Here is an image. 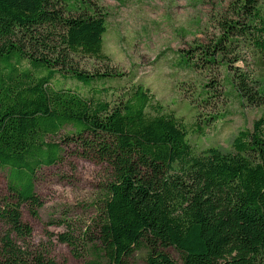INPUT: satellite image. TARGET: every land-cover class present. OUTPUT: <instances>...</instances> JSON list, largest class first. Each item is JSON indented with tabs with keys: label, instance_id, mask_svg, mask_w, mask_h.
<instances>
[{
	"label": "trees",
	"instance_id": "16d2710c",
	"mask_svg": "<svg viewBox=\"0 0 264 264\" xmlns=\"http://www.w3.org/2000/svg\"><path fill=\"white\" fill-rule=\"evenodd\" d=\"M60 1L68 7L60 10L58 0H0V168L7 189L0 198V264H56L47 249L26 242L32 227L21 207L37 215V171L62 158L65 149L53 139L61 131L74 153L110 170L88 223L48 222L64 227L58 242L76 254L87 251V264H128L141 248L147 264H264V113L251 129L236 132L229 149L195 151L182 121L133 75L111 101L56 88L52 80L70 55L109 60L102 51L106 16L84 0ZM218 31L203 60L231 71L228 80L241 102L264 107V74L235 66L239 55L223 61L239 46H251L259 52L256 68L264 66L263 0L232 1ZM26 40L55 56L27 54ZM66 71L84 87L124 75Z\"/></svg>",
	"mask_w": 264,
	"mask_h": 264
},
{
	"label": "rangeland",
	"instance_id": "374dc122",
	"mask_svg": "<svg viewBox=\"0 0 264 264\" xmlns=\"http://www.w3.org/2000/svg\"><path fill=\"white\" fill-rule=\"evenodd\" d=\"M84 1L91 9L106 16L102 51L109 60L70 55L52 80L56 88H72L86 97L111 101L127 86L124 78L133 75L154 93L155 99L164 105L165 112H173L182 121L195 151L212 145L229 149L236 132L251 129L253 120L264 113L263 106L239 100L228 80L231 71L227 73L225 65L203 60L205 47H211L218 35V20L231 12L234 0ZM57 5L60 10L68 7L60 0ZM43 40L46 44L53 43L46 38ZM197 45L199 48L194 49ZM24 46V51L33 57H41V54L47 58L55 56L50 49L28 40ZM187 54L190 55L189 62L194 64L191 68L186 66ZM257 54L259 52L251 46H239L235 52L223 57V61L239 55L242 60L234 65L259 76L264 74V66L261 70L256 68ZM23 64L28 65L27 59ZM66 69L124 75L104 76L91 87H84L71 78ZM117 78L121 81L118 82ZM64 134L61 131L53 137L65 149L62 158L37 171L35 191L42 201L37 215L31 214L26 206L21 207L23 221L32 227V234L26 242L34 248L47 249L56 264H87L91 258L87 251L79 249L76 254L69 245L58 242L55 235L64 227L48 222L68 219L77 225L88 223L103 196L110 170L104 162L74 153L71 144L67 146L61 142ZM5 195L6 172L0 168V198ZM1 228L3 233L5 228ZM12 238L16 241L14 235ZM165 251L179 261V254L173 247H167ZM128 264H147L146 249L135 250L128 258Z\"/></svg>",
	"mask_w": 264,
	"mask_h": 264
}]
</instances>
